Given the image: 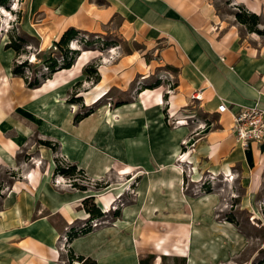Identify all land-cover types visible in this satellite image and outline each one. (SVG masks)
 Wrapping results in <instances>:
<instances>
[{
    "label": "crops",
    "instance_id": "crops-1",
    "mask_svg": "<svg viewBox=\"0 0 264 264\" xmlns=\"http://www.w3.org/2000/svg\"><path fill=\"white\" fill-rule=\"evenodd\" d=\"M3 1L0 264H78V257L94 264H159L156 251L165 255L160 264L164 259L264 264V237L252 240L234 219L216 220L219 195H182L181 177L173 166L186 148L193 177L237 184L235 205L264 226V140L242 147L231 132L232 115L241 108L264 111V44L234 16L236 6H244L264 18V0H231L226 13L217 0ZM6 22L28 41V48L35 47L42 61L60 57L54 43L69 29L78 31L82 40L91 37L82 49L86 60L79 65L78 57L69 69L27 88L11 73L16 53L6 47L9 33L1 30ZM92 65L97 80L84 73ZM156 74L162 77L154 78ZM154 81L161 87H141ZM77 86L83 87L79 93L106 87L105 96L116 90L132 99L91 110L75 121L77 114L69 107L75 101L67 98ZM197 90L203 98L191 102L189 96ZM82 98L85 102L80 94L75 99ZM221 102L228 107L225 113L217 112ZM165 112L171 122L192 123L172 128ZM39 141L57 143L58 149L54 152ZM22 152L36 161L28 174ZM56 157L83 170L88 180L113 168L129 169L141 177L140 196L119 209L118 217L112 213L111 225L69 239L70 229L90 218L82 201L94 195L88 186L79 190L55 184L65 179L54 175ZM17 169H23L19 178L5 177Z\"/></svg>",
    "mask_w": 264,
    "mask_h": 264
},
{
    "label": "rangeland",
    "instance_id": "rangeland-1",
    "mask_svg": "<svg viewBox=\"0 0 264 264\" xmlns=\"http://www.w3.org/2000/svg\"><path fill=\"white\" fill-rule=\"evenodd\" d=\"M218 2H221L222 5L220 7L221 11L226 13V12H230L231 7H230V3L231 0H217ZM227 1V2H226ZM225 2V4H224ZM244 9H246L243 6ZM18 10V9H16ZM237 6H236V11H237ZM247 10V9H246ZM248 11V10H247ZM260 25L262 26L260 30H262L263 34L259 35L262 39V43L264 44V18L260 17ZM13 20H16V17H14ZM3 27H1L2 29ZM259 28V27H258ZM3 31V30H2ZM8 33H11L14 36H22V34H20L19 31H17L16 27L11 24L9 25V28H5V30ZM258 35V34H257ZM85 40H91V37H88V39L85 38ZM86 44L81 43L79 39H77L75 42L72 41L71 43H69L68 47L69 50H73V51H77L80 50L82 51V49H84ZM102 49L104 48V44L101 46ZM87 49V48H85ZM128 47L126 45H122V50L123 51H128ZM85 52V50H83L81 52V54H78L76 56L75 59H78V57H81L82 59H80L79 61V65L82 63V61L86 60L83 59L84 55L82 57V53ZM36 54H39L38 52L36 53L35 51V47H24V51L23 53L17 58V62H21L23 60H27L29 67L26 68V75H28L29 77L34 76L36 73L39 77L40 80H42V77L40 76V72L43 73H47V70L44 67V63L42 61L41 58L36 57ZM58 54H55V56H57ZM74 55V54H73ZM71 56V54H69V57ZM75 56V55H74ZM34 58V59H32ZM87 58V57H86ZM77 61V60H76ZM76 64V62H75ZM75 71H73L71 73L74 74ZM158 76L162 77V75L160 74H156L154 75V78H158ZM163 80V87H168V82L166 81V79H162ZM155 83H151V84H147L146 86H141V87H152L151 89H155L157 87H159L160 85L158 84V82L154 81ZM155 86V87H154ZM161 87V86H160ZM83 87L82 86H77L75 89L72 90L71 94L68 96V100L70 99H75L77 98L78 94H80L81 96L85 97V102L83 101V98L80 101H75L73 104H70V111L72 113H75L77 115H83L85 113H87L90 110H93L95 112L99 111L101 108L109 106V104L114 105L116 102L118 103L119 101L123 102V101H128L130 99H132L130 94H126V93H122V92H117L116 90H112L109 95L105 96V94L108 93L109 90L106 91V93L104 94L106 99H103L102 101H98L96 103H92V101H87L86 94L82 95V92L79 93V91H82ZM137 90V86L135 88V90L133 92H135ZM166 90V89H163ZM162 90V91H163ZM164 92V91H163ZM109 98H112L113 101L108 100ZM163 101V99H162ZM110 102V103H108ZM90 105V106H89ZM165 106V105H164ZM167 107V105H166ZM164 117H166L167 122H171L169 114L167 112L164 113ZM187 123H181V124H191V121L188 120H184ZM183 121V122H184ZM178 121H173L171 122V127L175 128V127H179V125L181 124H177ZM170 124V123H169ZM195 128H192V132H191V136L194 138L195 135ZM32 141H34L35 143V139H33ZM25 152V151H24ZM22 152V154L20 155V159L22 162H24V170H27L26 174H28L29 170L31 169V165L33 164V162H36L33 160V156L27 155L26 153ZM190 152H188V150L186 148H183L182 152H180L179 154H177L174 158L173 161V166L176 168V172L178 173V175L181 177L180 179V192L182 193V195H188L190 197H196L198 195L204 194L205 193V189H210V192L215 193L217 195H219L220 199V203L216 208V214H215V219L216 220H229V219H234V221L237 222V225L239 227V230L242 233H245L247 236L252 237V240H256V241H260V237H264V226H261L260 223L258 222V220L255 218L254 219V215H248L247 213H245L244 211H240L238 209V207L235 205V200L234 198H236V194L237 191L239 189L237 184H231V185H224L223 183H221V181H216V179L209 177V176H204L201 177L199 176L198 178L193 177L192 172H193V167H191L190 164ZM37 160V159H36ZM40 162H38V168H40ZM23 169H17V171H12L10 172V174L5 173V177L8 179H16L19 178L22 174ZM140 171H137V174ZM146 173V172H145ZM30 177L32 176V171L29 173ZM233 177H231L232 180ZM6 179V182H9V180ZM62 181H59V184H67L69 186V182L66 179H61ZM77 180L79 182H83V179L81 178L80 175H77ZM140 183H141V177L137 176L136 174H133L131 170L129 169H125V168H113L112 171L108 174H106V176H103L99 179H93L91 178L89 181H87V186L90 189V194L94 195V202L97 206H99L101 208V210H103L106 213V216H104L101 219H98L97 221H94L93 224H95L94 226H92L91 224V230H95L104 226H108L112 224V219H111V214L115 211H117L118 209H121L124 206H128L134 202H136L137 198L140 196ZM86 184V183H85ZM231 191V193H230ZM111 198V199H110ZM107 199L109 200L108 205H106L107 203H105V201ZM230 215V216H229ZM173 219V218H171ZM89 221V218L86 220H80L78 222V224H76L75 226H73L72 229H70V231L72 230H78L83 228ZM69 232V230H68ZM63 240V239H62ZM65 240L67 241V235L65 236ZM64 243V242H63ZM62 248L65 249V243L62 245ZM158 258L157 263L160 264L161 258H165L163 255H161L160 252L155 253ZM262 254L264 256V250H262ZM85 262H87L86 258H83ZM79 261V260H78ZM78 264H81V262L79 261ZM163 264H183L182 261H178V262H174L171 263L170 261H166L164 259ZM220 264H224V263H220ZM237 264V263H235Z\"/></svg>",
    "mask_w": 264,
    "mask_h": 264
},
{
    "label": "trees",
    "instance_id": "trees-1",
    "mask_svg": "<svg viewBox=\"0 0 264 264\" xmlns=\"http://www.w3.org/2000/svg\"><path fill=\"white\" fill-rule=\"evenodd\" d=\"M0 3H4V1L0 0ZM237 9L238 10L234 13L236 21L244 25L248 31L254 32L258 35H262L263 34L262 30L258 28V25L260 24L259 16L247 11L246 9L243 8V6H237ZM78 36H79L78 31L74 29H69L62 34L58 42L54 43V47L57 49L60 57L55 58V57L50 56L46 60L43 61L44 63L43 65L45 69L47 70V73L42 74L40 72L39 74L42 77V80H40L37 73L32 77H29L28 75H26L25 70L26 68L29 67L27 60L17 62V58L23 53L24 47H27L29 45L28 41L22 36H14L11 33H9L10 41L6 45V47L12 48L16 53V57L13 62V67L11 70L12 75L21 77L24 80V83L27 88H36L40 85L42 81L50 78V76L57 70L69 69L73 65L74 60L79 53L78 50L77 51L69 50L68 45L70 41L79 39L81 43H84L86 45L88 44V40H85V39L82 40L80 38H77ZM69 54H71L70 57H69ZM85 72L90 75H93L94 80L98 79L97 71L93 65L88 68H85L84 73ZM147 88L151 89L152 87H147ZM74 101H77V99H70L71 103ZM91 112L92 111L90 110L83 115H76L75 121H78L82 117L88 116ZM39 143L41 145H44L52 149L54 152H56L58 149V144L52 143L51 141H39ZM55 164H56L55 171H54L55 176L59 175L65 178L66 180H69L72 188H76L79 190H86L87 181L89 180L83 170L77 169L75 165L68 163L61 157L55 158ZM77 175L81 176L84 183L79 182L77 180ZM204 191L205 193H209L210 189L207 188ZM82 207L89 214L90 216L89 221L83 228L76 230V231L75 230L70 231L69 239H72L73 237L87 233L91 229L90 226L88 225L89 222H91L92 220L101 219L104 216H106V213H104L101 210V208L95 204L94 197H88L84 199L82 201ZM118 215H119V209L113 212L112 214L113 217H118ZM77 259L81 262V264H94V261H90V260H87V262H85L82 257H78ZM144 263H145V260H141L140 264H144Z\"/></svg>",
    "mask_w": 264,
    "mask_h": 264
},
{
    "label": "built area",
    "instance_id": "built-area-1",
    "mask_svg": "<svg viewBox=\"0 0 264 264\" xmlns=\"http://www.w3.org/2000/svg\"><path fill=\"white\" fill-rule=\"evenodd\" d=\"M202 98L203 96L201 90L194 91L189 96L191 102L201 101ZM227 111L228 107L225 103L221 102L217 106L218 113H225ZM181 123L187 122L178 121V124ZM231 132L233 133L236 141L240 143L242 147H247L250 143L262 142L264 140V111L256 106L241 108L238 112L232 115ZM68 182L69 186L71 187L69 180ZM55 184H59V181L56 180ZM97 220L98 219L89 222L88 225L90 226V228L91 224L92 226H94L95 224H93V222Z\"/></svg>",
    "mask_w": 264,
    "mask_h": 264
},
{
    "label": "bare ground",
    "instance_id": "bare-ground-1",
    "mask_svg": "<svg viewBox=\"0 0 264 264\" xmlns=\"http://www.w3.org/2000/svg\"><path fill=\"white\" fill-rule=\"evenodd\" d=\"M2 14L5 16V17H8L9 19H11V14H10V12H8L7 10H5L3 7H2ZM1 22H2V20H1ZM2 29L1 30H5V28H9V23L8 22H6V24L4 25V24H2ZM32 59H34V58H32ZM106 91V87H103V88H101V89H95V90H92V92L90 93V94H87L86 92L85 93H82V95H85L86 94V99H87V101H92V103H96V102H98L103 96H104V92ZM89 93V92H88ZM181 122H183V121H181Z\"/></svg>",
    "mask_w": 264,
    "mask_h": 264
}]
</instances>
